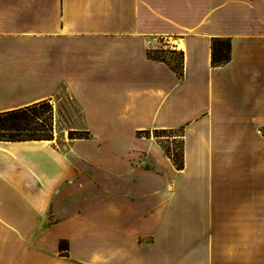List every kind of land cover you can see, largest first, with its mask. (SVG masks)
<instances>
[{
    "label": "crops",
    "instance_id": "obj_1",
    "mask_svg": "<svg viewBox=\"0 0 264 264\" xmlns=\"http://www.w3.org/2000/svg\"><path fill=\"white\" fill-rule=\"evenodd\" d=\"M61 93L88 138L0 142V264H264V0H0V113Z\"/></svg>",
    "mask_w": 264,
    "mask_h": 264
},
{
    "label": "trees",
    "instance_id": "obj_2",
    "mask_svg": "<svg viewBox=\"0 0 264 264\" xmlns=\"http://www.w3.org/2000/svg\"><path fill=\"white\" fill-rule=\"evenodd\" d=\"M230 40L214 38L211 43V65L217 67L227 63L230 59ZM152 57V56H151ZM179 75V71H176ZM171 130L154 131L166 133ZM182 131V129H181ZM77 131H69L68 139L88 138V133L84 137H74ZM138 135L148 137V132H137ZM53 139V112L48 101H40L29 106L0 113V142H21V141H49ZM176 170L183 168L182 148L180 160L168 152H164ZM60 248L66 250V244L62 243Z\"/></svg>",
    "mask_w": 264,
    "mask_h": 264
},
{
    "label": "rangeland",
    "instance_id": "obj_3",
    "mask_svg": "<svg viewBox=\"0 0 264 264\" xmlns=\"http://www.w3.org/2000/svg\"><path fill=\"white\" fill-rule=\"evenodd\" d=\"M165 50V53L154 52L150 56L163 61L169 59L168 63L172 68L179 71L182 60L181 54L172 48H165ZM48 103L53 112V138H57V145L60 149H64L66 142H70L68 139L69 131L79 132L74 137H84L86 135L81 112L69 96L61 93L50 99ZM181 132V130L157 134L151 132L148 135L154 137L160 143L164 152L173 154L177 160H180Z\"/></svg>",
    "mask_w": 264,
    "mask_h": 264
},
{
    "label": "bare ground",
    "instance_id": "obj_4",
    "mask_svg": "<svg viewBox=\"0 0 264 264\" xmlns=\"http://www.w3.org/2000/svg\"><path fill=\"white\" fill-rule=\"evenodd\" d=\"M178 48L180 49V46Z\"/></svg>",
    "mask_w": 264,
    "mask_h": 264
}]
</instances>
